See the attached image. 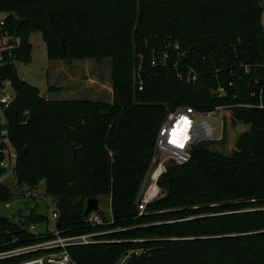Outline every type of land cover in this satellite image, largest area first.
I'll use <instances>...</instances> for the list:
<instances>
[{
    "label": "trees",
    "instance_id": "obj_1",
    "mask_svg": "<svg viewBox=\"0 0 264 264\" xmlns=\"http://www.w3.org/2000/svg\"><path fill=\"white\" fill-rule=\"evenodd\" d=\"M263 8L261 0H0V11L10 13L0 31V79L14 92L13 178L21 188L45 179L60 235L101 232L97 242L67 247L77 264H117L132 249L141 251L124 264H264ZM31 30L44 35L48 60L108 58L110 100L43 98L20 79L15 62L29 61ZM163 52L165 64L152 65V55ZM187 66L198 75L193 82L177 76ZM216 105H229L247 126L250 146L221 155L207 148L210 141L199 142L187 162L166 163L157 181L162 194L139 213L136 197L167 111ZM104 194L110 215L92 225L82 216L86 200ZM13 196L0 177V200ZM21 219L27 224L0 216V251L52 236L27 229L48 221L34 209Z\"/></svg>",
    "mask_w": 264,
    "mask_h": 264
},
{
    "label": "built area",
    "instance_id": "obj_2",
    "mask_svg": "<svg viewBox=\"0 0 264 264\" xmlns=\"http://www.w3.org/2000/svg\"><path fill=\"white\" fill-rule=\"evenodd\" d=\"M3 25V19H0V31ZM177 48L178 46L175 45ZM165 53L152 55L151 64L156 65L161 62L165 64ZM1 59V55H0ZM139 72V66L136 73ZM179 79H185L193 82L197 79V73L192 67H186L185 73L179 71L177 73ZM138 89H142L141 81H139ZM232 85V82H229ZM223 87H218L214 93L221 96L224 93ZM14 99V92L11 88L9 79H0V151L3 157L0 160V167L10 172L13 178V172L16 167L17 152L14 150L10 136L9 125L11 123V115L9 113L11 102ZM231 113L229 105H216L210 110H196L191 106H179L173 110H168L165 114L160 126L158 127L151 160L145 173L140 190L136 197V204L141 213L146 204L159 197L161 189L157 184L160 175L166 169L168 161L175 164H183L191 158L193 147L202 141L220 142L226 136L225 128L230 125L229 117ZM26 121V118L23 120ZM211 121L218 123V130L211 124ZM222 130H219L221 128ZM14 181V178H13ZM15 183V181H14ZM17 188V194L20 200L26 201L35 198L37 192L35 188ZM47 203V195L41 196ZM8 207L9 203L6 202ZM52 220L55 222L57 213L52 211ZM87 221L94 224L104 223L103 215L97 211L91 212L85 217ZM53 227L49 230L50 236L39 243L33 245L20 246L14 249L0 251V259L29 253L37 250H44L40 254L30 255L21 259L18 264H77L73 261L68 253L67 247L77 244H89L97 242L96 235L101 232L94 231L77 235L62 236L59 231ZM141 249L130 250L124 256L118 259L117 264H124L126 258L130 254H138Z\"/></svg>",
    "mask_w": 264,
    "mask_h": 264
},
{
    "label": "rangeland",
    "instance_id": "obj_3",
    "mask_svg": "<svg viewBox=\"0 0 264 264\" xmlns=\"http://www.w3.org/2000/svg\"><path fill=\"white\" fill-rule=\"evenodd\" d=\"M264 5V0H261ZM10 13L0 11V19L8 17ZM20 16H17L18 19ZM264 27V8L260 18ZM12 37V36H11ZM8 39L3 37V42ZM30 46L29 61L15 62L16 73L18 77L30 85L35 86L41 92L48 89L50 85H56L61 89L57 91L47 92L46 97L50 99H73V98H90L109 101L111 98L109 71L110 62L108 58L95 60L87 58L83 60H74L67 63L64 60H48L46 55L45 37L40 30H31L27 39ZM1 45V43H0ZM48 91V90H47ZM211 124L217 128L218 123L211 121ZM244 123H238L234 127L225 128L226 136L220 142L210 141L207 146L210 151H215L221 155H230L234 150V141L238 134L246 130ZM219 130H222L219 128ZM67 152V151H66ZM1 183L14 196L8 200H0V216L11 221L30 215L32 209L36 214L46 216L48 221H32L27 225V229L33 233H39L51 230L53 220L51 218L52 211H55V201L52 197H47V203L41 197L46 195L45 179L38 178L34 184L37 196L26 201H22L17 194V188L10 172L3 173ZM28 184L24 183L22 188H28ZM215 195L212 199L216 200ZM9 206L6 207L5 203ZM215 203V202H214ZM98 208L106 218L110 215L109 196L101 195L98 200Z\"/></svg>",
    "mask_w": 264,
    "mask_h": 264
},
{
    "label": "water",
    "instance_id": "obj_4",
    "mask_svg": "<svg viewBox=\"0 0 264 264\" xmlns=\"http://www.w3.org/2000/svg\"><path fill=\"white\" fill-rule=\"evenodd\" d=\"M16 30H17V26H16ZM60 43L62 44L63 47H65L63 38H61ZM47 92H48L47 90L40 92V96L45 98ZM100 112L104 113L105 111L101 110ZM229 121H230V127H234L235 125L238 124L237 120L232 115H230ZM252 140H253L252 133L246 129V130L241 131L238 134L233 145H234L236 150H244L250 146V144L252 143ZM68 150H69V154L71 155L72 159H74L75 158V146H74V144H69ZM93 211H97L98 213L101 212L98 208V198L97 197H90L86 200V204H85V208H84V211L82 213V216L86 217L87 215H89ZM17 223H18V225L23 226V225L27 224V221L19 218V219H17Z\"/></svg>",
    "mask_w": 264,
    "mask_h": 264
}]
</instances>
